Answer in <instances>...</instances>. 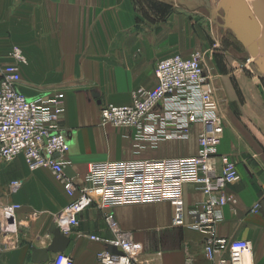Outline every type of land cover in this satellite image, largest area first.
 Instances as JSON below:
<instances>
[{
    "label": "crops",
    "instance_id": "obj_1",
    "mask_svg": "<svg viewBox=\"0 0 264 264\" xmlns=\"http://www.w3.org/2000/svg\"><path fill=\"white\" fill-rule=\"evenodd\" d=\"M140 18L130 0H0V64L11 62L8 53L12 46L18 47L27 58L21 64L19 85L25 95L34 98L54 95L56 89L67 90L66 110L59 126L72 145L64 155L70 160L65 176L76 182L84 180L91 160H133L186 153L181 143L163 141L156 149L141 151L135 157L131 128L115 127L107 139L100 124V105L108 100L119 105L131 102L130 90L149 88L156 62L173 50L167 40L166 25L158 24L157 30H153L148 21L141 22ZM76 78L78 92L66 85ZM108 90H121L122 96L114 97ZM200 127L194 126L190 138L195 146ZM95 152L100 155H94ZM190 153L194 155L196 149ZM239 167L242 179L225 191L230 201L221 209L217 235L249 240L251 262L264 264V160ZM14 181L20 182L16 188L12 187ZM183 192L186 221L191 224V212L203 206L206 196L193 182L185 183ZM71 200L50 168L30 169L23 154L10 161L0 158V207L9 203L21 205L15 218L3 220L6 229L0 232V264H36L35 250L51 244V225ZM160 205L168 206L167 217L161 215ZM107 210L114 214L120 229L138 241L163 240L167 229L169 238L177 241L174 232L179 229L194 263H207L202 234L187 226H173V206L169 202L123 204ZM79 220V226L65 234L70 242L64 252L75 264H101L97 254L115 247L90 236L114 237L106 221V209L93 204L79 215ZM55 254L50 253L49 259ZM165 256L176 257L172 262L170 257L166 264H184L187 257L184 252ZM156 264L165 263L161 260Z\"/></svg>",
    "mask_w": 264,
    "mask_h": 264
},
{
    "label": "built area",
    "instance_id": "obj_2",
    "mask_svg": "<svg viewBox=\"0 0 264 264\" xmlns=\"http://www.w3.org/2000/svg\"><path fill=\"white\" fill-rule=\"evenodd\" d=\"M14 56L18 61L25 60L18 48ZM156 78V86L134 92L130 104L104 105L100 115L102 125L137 128L139 138H153L151 142L156 145L163 139H189L192 128L201 124L196 156L90 162L84 180L76 182L65 176L70 160L64 155L70 145L59 126L66 110L65 100L56 95L28 97L19 88L22 81L19 66L8 64L0 65V158L10 161L23 154L30 169L47 167L57 175L72 198L55 220L64 234L79 226V215L89 206L97 204L106 209V221L114 237L90 236L115 247L97 254L101 264H149L138 258L142 244L131 233L121 230L107 209L162 201L173 206L174 226H187L202 234L206 264H254L249 240L217 235L221 209L230 201L225 191L242 177L236 163L228 155L218 153L224 123L206 72L196 55L191 58L176 55L158 62ZM187 182L197 184L206 196L203 206L191 212V224L185 215L183 191ZM19 185V181L12 183L13 188ZM20 207L17 203L0 207V232L6 229L3 220L15 218ZM194 262L189 252L184 264ZM45 264H75V261L66 252H58Z\"/></svg>",
    "mask_w": 264,
    "mask_h": 264
},
{
    "label": "rangeland",
    "instance_id": "obj_3",
    "mask_svg": "<svg viewBox=\"0 0 264 264\" xmlns=\"http://www.w3.org/2000/svg\"><path fill=\"white\" fill-rule=\"evenodd\" d=\"M130 1L134 2L135 7L141 14L140 21L145 20L143 21L144 23L148 21L150 28L154 27L155 29L153 30H157L156 27L158 24L166 25L167 40L173 46L172 52L167 53L166 56L161 57L156 62L154 68L155 77L153 76L150 87H138L130 90V98L131 96L133 98L134 92L140 88L151 90L156 86V66L160 60L176 55L184 58H191L196 55L202 68L206 72L208 82L214 89L215 97L220 103L219 112L224 123V133L218 148V153L228 155L236 163L238 171L240 170V164L246 165V163L249 164L258 160H264V47L260 43V37L264 33V27L261 26V34L254 41L258 44V48L254 52L252 47L256 43H245L237 34L233 20L229 18L225 2L227 1L229 6L231 4L230 0ZM232 1L236 7V1ZM243 1L251 10L253 9L255 0ZM17 48L12 46L8 53L12 61L0 65L16 64L19 66L22 77L21 64L24 65L27 62V58L22 50L18 48L25 58L24 61H18L14 56ZM66 85L75 87L73 90L79 91L77 87L80 86L77 78L73 82H67ZM66 91L65 89H56L52 94L60 96L65 100ZM107 92L113 94L114 97L122 96L121 90H108ZM125 93L127 92L124 91V95ZM131 102L128 101L122 105H127ZM111 103L113 102L108 100L101 104L99 107V115H101L102 107ZM119 104L121 103H117L116 105ZM100 124L102 125L101 118ZM171 126L172 123L167 126V129L171 130ZM112 127L110 125L103 127L107 139L111 138L112 132L110 131L116 129ZM193 128L191 136L194 132ZM131 129L133 132L130 135L133 141V150L137 155L135 157L140 156L138 154L141 151L156 149L163 141H169L175 144L181 143L183 149L186 150V153L183 155H169L164 156V158L191 157L198 154L199 144L195 146L190 141L191 136L186 140L163 139L154 145L151 140L155 139H141L139 138V130L137 128ZM202 129L201 126L197 130V133L201 132ZM68 142L71 148L72 145L69 138ZM222 146H225L226 150H223ZM194 149H196V153L193 155L190 152ZM93 154L100 155L98 152ZM90 155L92 154L88 156ZM147 158L163 157H146L142 159ZM91 161L94 162L96 160ZM217 161L221 164L219 158H217ZM160 207L161 215L167 217L168 206L160 205ZM174 231H171V233ZM166 233L165 238H161L163 240L157 239L143 242L137 240L143 246V251L138 257L141 262L156 264L157 261L161 262L162 260L166 264L171 257L165 256L167 254H180L184 252L185 256H187L190 248L186 245L187 240H181V234L179 235L180 230L178 229L174 232L178 236L177 241L179 242L169 238L168 229ZM174 260H176V257L172 256L170 262Z\"/></svg>",
    "mask_w": 264,
    "mask_h": 264
},
{
    "label": "water",
    "instance_id": "obj_4",
    "mask_svg": "<svg viewBox=\"0 0 264 264\" xmlns=\"http://www.w3.org/2000/svg\"><path fill=\"white\" fill-rule=\"evenodd\" d=\"M230 1L231 4L228 6L226 1L225 6L229 18L233 20L237 34L247 44L256 43L254 41L261 34V28L264 27V0H255L252 10L243 0H235L236 7L233 1ZM260 43L264 47V33L260 37ZM257 48L258 44L256 43L252 50L255 52ZM50 232L53 234L51 244L34 252L33 260L36 264H44V262L48 261L50 253L64 252L70 242V239L55 222L51 225Z\"/></svg>",
    "mask_w": 264,
    "mask_h": 264
}]
</instances>
